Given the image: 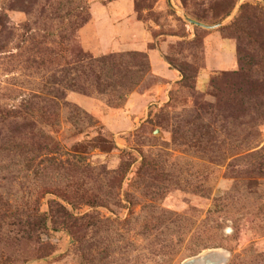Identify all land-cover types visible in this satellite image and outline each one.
<instances>
[{
  "label": "rangeland",
  "instance_id": "374dc122",
  "mask_svg": "<svg viewBox=\"0 0 264 264\" xmlns=\"http://www.w3.org/2000/svg\"><path fill=\"white\" fill-rule=\"evenodd\" d=\"M40 130L87 167L30 169ZM0 193V264H264V0H0Z\"/></svg>",
  "mask_w": 264,
  "mask_h": 264
},
{
  "label": "trees",
  "instance_id": "16d2710c",
  "mask_svg": "<svg viewBox=\"0 0 264 264\" xmlns=\"http://www.w3.org/2000/svg\"><path fill=\"white\" fill-rule=\"evenodd\" d=\"M191 20L194 22L193 26H195L196 28H201L204 24L202 21H200L197 18H191ZM128 57L131 58V60H134L138 63V67H140L142 70L143 75H147L150 72V62H149V57L147 56V54H128ZM124 57L120 56L118 61H115L117 59V57L112 56L110 58H108V62L114 66V68L118 67L119 71H120L123 76L124 79L127 78L128 74L131 72L129 71V69L124 68L127 64V61L122 60ZM106 61V60H105ZM168 63L170 64V66L172 65V62L168 61ZM106 64V63H104ZM124 68V69H123ZM182 80L186 81H191V79L189 77H187V75H185L184 72H182ZM221 79H215L212 83V86L214 88L217 89V86L219 85V83L221 82ZM132 83V82H131ZM190 82H188V85ZM189 87V86H187ZM229 98V97H227ZM227 98L222 97L221 94L217 96V100H218V106L219 107H223L224 105H226L227 103ZM231 99H234L233 96H230ZM229 98V99H230ZM34 125H26L27 128L33 129ZM33 131V130H32ZM37 140L38 142L35 143V145L37 146L36 149H33L31 151H29V153H33L35 155H32L30 158V169L33 168V163L34 161L38 160V159H42L41 160V165L46 164L43 169H37L39 173L40 170H49L48 168H51L52 170H55L54 167L58 166V169H60L61 171H74L77 170V167H81L84 166L87 167L85 163V158L83 157V154H81V152L78 150H74L75 154H71V156H69V158L66 161H60L58 158H56V156L59 154L60 152V147L59 144L56 142V140L51 137V136H46L45 132L43 130H40V135L38 134L37 136ZM34 139V138H32ZM106 141H104L105 143ZM80 146H83V144H79L78 146H75L77 148H79ZM100 149H104L106 150L105 147H100ZM36 172V171H35ZM36 173V175H37ZM54 194L56 195L57 198L62 199L64 202H66L72 209L77 210L76 208V202L74 200L75 195L70 196L66 191L64 192H54ZM3 195L0 193V200ZM50 212H51V218H52V226L54 227L55 231H60V229L67 231L68 233H70V235L74 238V239H79L80 236L82 235L84 228L86 226L85 224V216L82 217H77L75 214H73V212L67 207V205L62 204L59 201H53L51 202L50 205ZM36 216L38 217V220L35 221L32 224V227L34 229H39V228H46L48 226L47 221L49 216L41 214V210L37 209V213ZM43 219V220H42Z\"/></svg>",
  "mask_w": 264,
  "mask_h": 264
},
{
  "label": "water",
  "instance_id": "95a60500",
  "mask_svg": "<svg viewBox=\"0 0 264 264\" xmlns=\"http://www.w3.org/2000/svg\"><path fill=\"white\" fill-rule=\"evenodd\" d=\"M171 3H172V0H171ZM185 18L191 24H194V22L188 19L186 16ZM202 27L205 29H209V30L217 28V27H210L206 25H203ZM227 263H228V256L224 252L220 250H212L203 255L189 259L183 264H227Z\"/></svg>",
  "mask_w": 264,
  "mask_h": 264
},
{
  "label": "crops",
  "instance_id": "0c3cea01",
  "mask_svg": "<svg viewBox=\"0 0 264 264\" xmlns=\"http://www.w3.org/2000/svg\"><path fill=\"white\" fill-rule=\"evenodd\" d=\"M209 38L210 37H208L207 39H206V44H208L209 43ZM148 46L149 45H147V47H146V49H143L142 50V52H146L148 55H149V57H150V61H151V65H152V68L154 69V67H153V63H152V52L153 51H157L158 53H159V56H161L162 57V59L165 61V59L163 58V56L162 55H160V54H163V52L159 49V47H157V49H155V50H150L149 48H148ZM228 47L229 48H231L232 47V49H233V52H235V54H236V48H235V46L233 45V46H229L228 45ZM231 49V50H232ZM167 63V62H166ZM168 64V63H167ZM169 66V65H168ZM175 72V71H174ZM173 77H177V75H176V73H174V76Z\"/></svg>",
  "mask_w": 264,
  "mask_h": 264
}]
</instances>
